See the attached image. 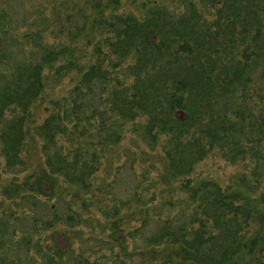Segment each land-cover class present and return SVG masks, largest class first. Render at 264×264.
<instances>
[{
  "label": "trees",
  "instance_id": "1",
  "mask_svg": "<svg viewBox=\"0 0 264 264\" xmlns=\"http://www.w3.org/2000/svg\"><path fill=\"white\" fill-rule=\"evenodd\" d=\"M171 1L181 7L179 12L153 6L142 18L93 19L108 37L101 47L95 46L97 59L86 69L79 66L70 41L37 45L29 57L17 54L6 26L12 22L10 15L0 11V155L6 171L25 165L27 123L44 92L45 69L54 68L57 77L81 74L71 104L54 103L34 128L46 172L34 177L32 193L51 196L56 178L87 192L105 148L119 142L125 124L142 117L141 138L150 149L164 139L169 180L188 177L212 155L231 164L249 157L264 180V106L250 105L251 96L257 95L256 81L264 76V0ZM85 2L99 14L107 4L118 5L117 0L104 6L100 0ZM77 13L82 22L73 33L69 30L70 38L77 37L89 20L82 8ZM109 58L119 63L111 70L104 66ZM127 60L130 63L122 67ZM118 76L131 79V84ZM90 97L100 103L88 116L91 105L83 100ZM91 127L96 143L82 140ZM65 139L73 146L69 151L59 144ZM180 188L187 198L185 207L178 204L176 216L152 222L155 226L148 234L142 231L148 224L135 232L144 248L176 247L175 260L162 264H264V222L246 236L254 211L238 192L223 190L211 180H184ZM256 201L264 214V191ZM244 254L248 262L241 260Z\"/></svg>",
  "mask_w": 264,
  "mask_h": 264
},
{
  "label": "rangeland",
  "instance_id": "2",
  "mask_svg": "<svg viewBox=\"0 0 264 264\" xmlns=\"http://www.w3.org/2000/svg\"><path fill=\"white\" fill-rule=\"evenodd\" d=\"M117 1V6L107 4L101 14L92 5L85 6V0H0V11L5 10L10 15L12 22L6 26L11 29L17 54L29 57L36 52L37 45L54 47L70 41L79 66L86 69L97 59L93 53L95 46H100L108 37V32L93 23V19L111 15L142 18L153 6L175 12L181 8L171 0ZM106 2L108 0H100L103 6ZM80 8L89 20L77 37L70 38L69 30L73 33L75 25L82 22L77 13ZM199 8L204 9L200 5ZM70 16H73L71 21ZM36 37V43L32 42ZM101 49L105 51L104 47ZM130 61L121 66L125 67ZM115 63L119 64L109 58L104 66L109 68ZM80 76L70 72L57 77L54 68L45 69L44 92L34 104L27 123L24 167L6 171L0 155V264H50L46 256L53 258L56 264H162L175 260L176 247L144 248L142 237L135 232L148 224L142 227L143 233L148 234L155 226L152 222L176 216L185 207L187 196L180 188L184 180L192 183L211 180L223 190L238 192L254 211L246 236L259 231L264 214L256 199L264 191V180L249 157L231 164L219 155H212L198 163L188 177L169 180L162 153L164 139L154 150L150 149L141 138L143 117L125 124L120 130L119 142L105 148L87 192L56 178L51 196L32 193L29 186L34 183V177L46 172L42 142L35 136L34 128L52 112L54 103L71 104L72 91ZM118 77L122 83L131 84V79ZM255 88L257 95L251 96L250 105L262 108L264 76L256 81ZM94 94L96 97L97 92L94 91L92 97ZM92 97L83 100L91 105L88 116L100 103ZM94 128L87 130L84 142L98 141ZM93 143L91 146L98 150L99 146ZM59 144L65 151L73 147L69 139ZM188 208L190 211L192 206ZM68 218L72 221H67ZM241 260L248 262L249 256L244 254Z\"/></svg>",
  "mask_w": 264,
  "mask_h": 264
}]
</instances>
